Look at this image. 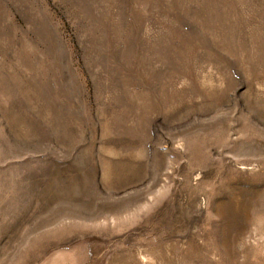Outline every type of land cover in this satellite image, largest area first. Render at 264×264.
Returning a JSON list of instances; mask_svg holds the SVG:
<instances>
[{
  "label": "rangeland",
  "instance_id": "rangeland-1",
  "mask_svg": "<svg viewBox=\"0 0 264 264\" xmlns=\"http://www.w3.org/2000/svg\"><path fill=\"white\" fill-rule=\"evenodd\" d=\"M0 264H264V0H0Z\"/></svg>",
  "mask_w": 264,
  "mask_h": 264
}]
</instances>
